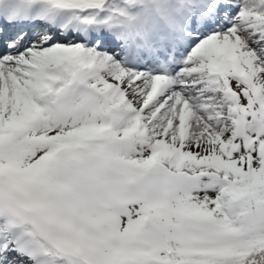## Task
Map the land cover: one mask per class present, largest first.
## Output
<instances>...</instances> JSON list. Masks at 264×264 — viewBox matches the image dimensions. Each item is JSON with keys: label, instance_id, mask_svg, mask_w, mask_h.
I'll return each instance as SVG.
<instances>
[{"label": "snow or ice", "instance_id": "snow-or-ice-1", "mask_svg": "<svg viewBox=\"0 0 264 264\" xmlns=\"http://www.w3.org/2000/svg\"><path fill=\"white\" fill-rule=\"evenodd\" d=\"M0 264H264V0H0Z\"/></svg>", "mask_w": 264, "mask_h": 264}]
</instances>
